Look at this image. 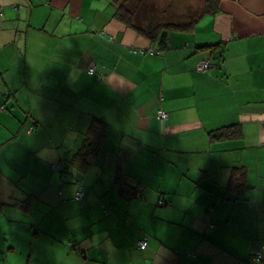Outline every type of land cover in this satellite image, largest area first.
I'll use <instances>...</instances> for the list:
<instances>
[{"label":"crops","instance_id":"obj_1","mask_svg":"<svg viewBox=\"0 0 264 264\" xmlns=\"http://www.w3.org/2000/svg\"><path fill=\"white\" fill-rule=\"evenodd\" d=\"M115 1L0 0V264H260L264 0H218L162 50Z\"/></svg>","mask_w":264,"mask_h":264},{"label":"trees","instance_id":"obj_2","mask_svg":"<svg viewBox=\"0 0 264 264\" xmlns=\"http://www.w3.org/2000/svg\"><path fill=\"white\" fill-rule=\"evenodd\" d=\"M217 1L218 0H204L202 1L203 8L199 11V13H188L184 16L185 19L183 20H169L162 16V10L157 11V9L154 8V3L151 0H116L114 15L116 19L123 23L126 27L149 38L152 42H156L162 50L167 47V38L170 32L192 30L196 23L205 14L215 13L217 11ZM209 60L212 69L215 67V64L210 58ZM94 120L100 119L95 118ZM34 128V126L30 127V129ZM103 132L104 123L102 120L100 124L91 122V125L85 134L86 138L84 139L82 148L72 156L70 162L73 163L74 158L76 157L87 158L94 154L104 136ZM208 136L211 142L226 139H239L242 136V131L239 123H233L210 130L208 132ZM62 174L63 176L66 175V173ZM244 175V165L240 164L232 167L228 181V189L235 192L237 196L243 195L245 189L247 188L246 183H244L243 180ZM124 194L127 197L135 196L132 189H124ZM161 204L165 205L166 202L163 201Z\"/></svg>","mask_w":264,"mask_h":264},{"label":"rangeland","instance_id":"obj_3","mask_svg":"<svg viewBox=\"0 0 264 264\" xmlns=\"http://www.w3.org/2000/svg\"><path fill=\"white\" fill-rule=\"evenodd\" d=\"M157 11H163L162 16L169 20H183L186 14H196L203 8L204 0H151ZM171 15V16H170ZM172 17V18H171ZM17 256L14 254L6 256L3 253V264H10L15 261ZM35 263V260H34Z\"/></svg>","mask_w":264,"mask_h":264},{"label":"built area","instance_id":"obj_4","mask_svg":"<svg viewBox=\"0 0 264 264\" xmlns=\"http://www.w3.org/2000/svg\"><path fill=\"white\" fill-rule=\"evenodd\" d=\"M211 64H210V60L209 58H205V59H202L201 62H200V68L204 71H207V70H210L211 69ZM90 73L93 72V69L90 68L89 70ZM1 109H3V105L0 106ZM156 116L158 118H161V119H164L166 118L167 114L162 110V109H159L156 113ZM81 195V192L80 191H77V196H80ZM139 245H144L145 242L144 241H139L138 242ZM250 261H255V262H258L260 264H264V249H258L256 250L252 255L251 257L249 258Z\"/></svg>","mask_w":264,"mask_h":264}]
</instances>
